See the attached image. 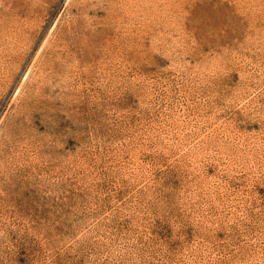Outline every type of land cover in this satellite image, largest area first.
<instances>
[{
    "label": "rangeland",
    "instance_id": "374dc122",
    "mask_svg": "<svg viewBox=\"0 0 264 264\" xmlns=\"http://www.w3.org/2000/svg\"><path fill=\"white\" fill-rule=\"evenodd\" d=\"M0 18V136L39 63L61 71L0 138V264H264V0H0Z\"/></svg>",
    "mask_w": 264,
    "mask_h": 264
},
{
    "label": "bare ground",
    "instance_id": "6f19581e",
    "mask_svg": "<svg viewBox=\"0 0 264 264\" xmlns=\"http://www.w3.org/2000/svg\"><path fill=\"white\" fill-rule=\"evenodd\" d=\"M25 17V16H24ZM1 19V18H0ZM4 19H6V18H4ZM4 19H3V21H4ZM11 19V18H10ZM17 19V18H16ZM26 19V18H25ZM6 20H9V19H6ZM15 20V19H14ZM18 20V19H17ZM1 21V20H0ZM3 21H1L2 22V24H3ZM12 21H13V19H12ZM6 22V21H5ZM8 22V21H7ZM15 23H16V21H15ZM17 23H19V24H17ZM16 24L18 25V26H20L21 24H20V22H19V20H18V22H17ZM1 24V23H0ZM5 24H7V23H5ZM5 24H3V27H5L4 25ZM9 24V23H8ZM14 24V23H13ZM15 25V24H14ZM13 25V28L15 27H18V26H14ZM2 26V25H1ZM9 26H10V24H9ZM12 26V25H11ZM11 26H10V28H11ZM28 26V25H27ZM7 27V26H6ZM9 28V27H8ZM9 28V29H10ZM12 28V29H13ZM14 28V29H15ZM19 28V27H18ZM9 29H8V33H9ZM19 29H21V28H19ZM4 30H6V28L4 29ZM16 30H17V32H18V29L16 28ZM2 31H3V29H2ZM1 31V32H2ZM7 31V30H6ZM13 31V30H12ZM20 31V34H21V30H19ZM14 32V31H13ZM3 33H5V32H3ZM7 33V32H6ZM5 33V34H6ZM1 34V33H0ZM12 34H16V33H12ZM12 34H10V35H12ZM19 34V35H20ZM7 36H8V34H6ZM2 36H3V34H2ZM15 36H17V34L15 35ZM4 37V36H3ZM3 37H1V38H3ZM6 37V36H5ZM18 37V36H17ZM2 42H3V40H2ZM2 45V44H1ZM31 45V44H30ZM14 47H15V45H14ZM58 47L59 46H57L56 47V49H58ZM12 49H15V48H12L11 47V49H9V47H4V48H0V79H1V77H2V75L5 73V74H9V73H11L12 71V69H13V67H11L10 68V66H11V63H10V65H9V67H6V56L7 55H9L10 53V56L12 55ZM17 49V48H16ZM55 49V48H54ZM56 49H55V51H56ZM28 50V49H27ZM14 52H15V50H14ZM13 52V53H14ZM14 55V54H13ZM40 56V55H39ZM8 57V56H7ZM37 57H38V55H37ZM43 60V59H42ZM57 60V59H56ZM37 61H39V60H37ZM36 61V62H37ZM6 63V64H5ZM40 65H39V67H38V70L40 71V73L41 74H46V75H48V78H45V75H41L40 77H42L41 79H35V77L33 76L34 75V73L35 72H38V71H35L34 73H32L34 70H32V72H31V70H30V68L28 69L29 70V72H27V76H26V80L27 81H29V83L28 84H31L30 82H32L31 81V79L32 78H34L35 80V83H33V85L35 84V87L34 86H32V88H30V87H28L27 89H24V87L26 88V86H24V84H26L25 83V81H24V83H23V81H22V85H20L18 88H17V94H16V96L17 95H21V100H20V102H21V107H17V108H20L19 110H20V112L19 113H17L18 114V116L17 117H15V118H13L11 121H10V123L8 124V126H7V128H6V130H5V132H4V135H2V136H0V138H3V140L5 141V140H12V139H14V138H16L15 136H17L18 134H20V132L17 130V124H18V120L20 121V119H19V117H21V116H23V118H26V119H28V118H33L37 113H39V111H44V110H46L47 109V102H46V100H45V95H47V92H49V91H47V89L46 88H43V87H45V85H44V83H45V81H47L48 83H49V81H51V80H53V78H54V76L56 75V74H58V72L60 71V70H58L59 69V66L58 67H56V63H53V62H51V63H42V62H40L39 63ZM16 65V64H15ZM33 65H36V64H33ZM14 66V65H13ZM15 67H17V66H15ZM36 67V66H35ZM36 69V68H35ZM27 70V71H28ZM64 70H66V69H64ZM61 72V71H60ZM39 73V74H40ZM36 75V74H35ZM4 76H6V75H4ZM39 77V76H38ZM60 78V77H59ZM33 80V79H32ZM33 81V82H34ZM46 82V83H47ZM1 83V82H0ZM52 84H53V82H52ZM29 86V85H28ZM52 91V90H51ZM15 96V97H16ZM18 97V96H17ZM16 97V98H17ZM20 97V96H19ZM47 97V96H46ZM15 100V99H14ZM18 102V101H17ZM16 102V103H17ZM19 102V103H20ZM18 103V104H19ZM17 105V104H16ZM19 106V105H18ZM50 108V107H49ZM18 111V110H17ZM16 111V112H17ZM16 116V115H15ZM29 122H31V121H29ZM19 127V126H18ZM29 127V126H28ZM23 132V131H22ZM24 134V133H23ZM28 136V135H27ZM20 137V136H19ZM30 139V138H29ZM24 140V139H23ZM25 140H26V142H27V139H26V137H25ZM21 141V140H20ZM17 142V141H16ZM25 142V141H24ZM20 143H22V145H23V142H20ZM28 143V142H27ZM26 143V144H27ZM29 143H30V140H29ZM4 144V143H3ZM10 144V143H9ZM11 144H13V142L11 143ZM17 144V143H16ZM12 146V145H11ZM18 146H21V144H19ZM22 147V146H21ZM27 147V146H26ZM2 148V147H1ZM17 148H19V147H17ZM4 149V148H3ZM8 149H9V147H8ZM7 150V149H6ZM12 150V149H11ZM14 150V149H13ZM9 151V150H8ZM1 152H2V150H1ZM4 153V152H3Z\"/></svg>",
    "mask_w": 264,
    "mask_h": 264
}]
</instances>
